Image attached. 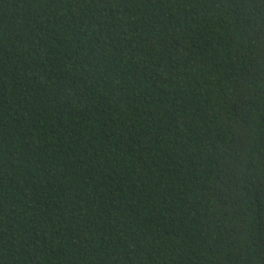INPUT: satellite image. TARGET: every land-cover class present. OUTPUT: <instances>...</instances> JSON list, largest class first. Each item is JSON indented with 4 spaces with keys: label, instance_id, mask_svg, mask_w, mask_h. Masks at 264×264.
<instances>
[{
    "label": "trees",
    "instance_id": "16d2710c",
    "mask_svg": "<svg viewBox=\"0 0 264 264\" xmlns=\"http://www.w3.org/2000/svg\"><path fill=\"white\" fill-rule=\"evenodd\" d=\"M0 264H264V0H0Z\"/></svg>",
    "mask_w": 264,
    "mask_h": 264
}]
</instances>
